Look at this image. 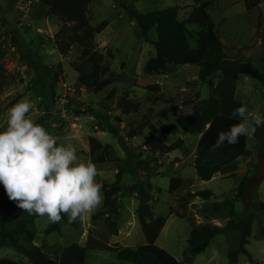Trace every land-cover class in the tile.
Instances as JSON below:
<instances>
[{"label": "rangeland", "instance_id": "374dc122", "mask_svg": "<svg viewBox=\"0 0 264 264\" xmlns=\"http://www.w3.org/2000/svg\"><path fill=\"white\" fill-rule=\"evenodd\" d=\"M19 1L0 0V130L6 127L8 109L27 98L34 104L29 118L43 125L59 144H72L80 163H94L98 169L96 179L101 186L114 182L119 167L123 173L122 191L118 194L117 236L108 234L105 217L93 219L102 210L101 204L78 218L76 227L61 223L60 231L49 235L43 234L49 223L47 217L37 218V241L48 244L49 250H46L51 257L52 250L60 251L74 240L80 244V236H87L91 231L96 239L136 250L145 244V238L136 216L137 193H128L127 189L138 182L150 181L152 212L155 217L167 218L156 245L179 264H186L183 253L192 227L205 223L224 226L230 208L227 203L234 198L240 183V178L235 176L200 181L194 169L199 136L177 131L179 127L174 118L176 110L188 115L202 109L211 89L218 84L220 73L203 81L199 78L201 69L196 66L177 67L161 76L145 74L147 62L155 56L153 45L143 40L135 23L122 10L112 7L111 0H94L87 10L89 24L97 27L103 21L108 23L107 28L95 36L94 47L103 55V64L114 77L110 87L94 94L79 84L74 71L80 48L72 44L64 55L58 50L62 21L48 16L47 7L40 0H32L28 9H22ZM129 1L140 2L139 6H134L142 14L179 7L180 21L195 8L191 0ZM206 12L213 19L226 54L250 63L264 74V0L251 12L245 10L243 0H217ZM187 29L197 32L192 25H187ZM148 38L156 41L154 29ZM189 45L196 46L192 39ZM108 53L113 54L112 60ZM236 85V99L246 105L249 112L264 115V86L246 76H238ZM126 105L138 108L124 115L122 111ZM150 126L169 129V134L159 131L155 136L166 145L180 140L181 147L168 154L152 153L145 146L146 138L151 136ZM111 128L117 134H113ZM106 146L113 153L112 160L120 159V162H110L111 159L103 154ZM247 150L251 154L244 159L252 163L246 172L250 182L245 203L236 202L234 210L238 218L247 213L256 214L246 248L257 264H264V213L254 205L256 201L264 204V175L256 177L264 160L261 156L264 127L247 136ZM244 159H239L238 163L243 165ZM172 178L184 182L179 190L170 193ZM2 188L0 185V190ZM205 190L213 193L206 201L188 197L190 193ZM237 247L236 234L216 236L193 264H228V252ZM0 258L22 259L11 249L0 251ZM85 264L124 263L113 253L95 250L87 252ZM238 264H249L248 257L240 255Z\"/></svg>", "mask_w": 264, "mask_h": 264}, {"label": "trees", "instance_id": "16d2710c", "mask_svg": "<svg viewBox=\"0 0 264 264\" xmlns=\"http://www.w3.org/2000/svg\"><path fill=\"white\" fill-rule=\"evenodd\" d=\"M94 0H40L47 7V15L59 18L64 24L60 31L61 40L58 42V50L61 55L66 54L72 44L80 48L79 62L74 66L78 75L79 84L94 94L101 93L114 83L109 67L103 64V55L94 47V38L100 35L108 26L106 21L97 27L89 24L87 10ZM115 6L121 9L131 22H134L140 31L141 37L146 43H151L155 49V56L145 66V74L149 76H161L181 66H196L201 69L199 78L201 81L212 78L220 73L218 84L211 89V95L202 109L194 110L185 115L175 111L176 126L185 134L197 135V143L194 169L200 181H210L220 169L240 158L250 156L247 150V136H241L235 145L225 142L222 147L214 145L220 132L227 131L230 126L240 122L239 118H233L235 109L242 106V102L235 98L236 81L238 76H246L258 81L264 86V74L248 62L230 58L224 49L220 38L215 31L212 17L206 12L217 0H191L195 8L184 19H178L179 7H171L164 10L152 11L142 14L137 11L129 0H111ZM261 0H243L247 12L257 8ZM187 25L197 28V32L191 33ZM67 26L69 27L67 29ZM156 32V41L148 38L152 30ZM63 38V39H62ZM194 40L196 46L191 48L189 40ZM108 58L113 59V54L108 53ZM37 71V68L35 66ZM110 75V76H109ZM2 88L0 86V93ZM137 105H126L123 114L136 111ZM151 136L146 138L145 146L159 155L171 153L179 149L182 141L166 145L155 135L161 131L169 134V129L161 127L149 128ZM113 134L116 130L111 128ZM103 154L109 157L110 162H120L113 159L110 147L103 149ZM264 158V153L261 155ZM122 169L119 167L115 174V180L111 184L102 185V210L93 216V219L105 217L108 234L118 235L117 218L119 216L118 194L122 191ZM182 179L172 178L169 184V192L173 193L183 185ZM250 177L247 175L240 181L234 198L228 201V221L222 226L208 223L192 227L187 240V248L183 253L186 264H193L195 258L203 253L211 241L219 235L236 234L238 247L228 252V264H238L240 255L248 257L249 264H257L247 251L249 238L252 233V224L256 214L247 213L238 218L234 210L236 202L245 203V194ZM152 183L150 181L138 182L127 189L128 193H137L136 216L141 231L145 238V244L136 250L121 248L118 244H108L93 237L88 231L87 241L84 246L70 245L58 256L50 257L46 243L43 241L37 246V232L35 220L40 216L30 215L20 209L15 201H10L4 188L0 190V249L9 248L27 260L28 264H85L88 251H106L113 253L119 262L124 264H179L177 260L165 250L156 245L167 218L155 217L149 205ZM212 196L211 191H197L190 193L188 197H199L206 201ZM259 211L264 213V204L256 201ZM248 207V206H246ZM215 208V207H213ZM61 223L66 226L76 227V222H69L65 215L58 223H48L43 230L44 235L59 232ZM48 249V250H46ZM0 264H23L5 259H0Z\"/></svg>", "mask_w": 264, "mask_h": 264}, {"label": "clouds", "instance_id": "9594fccd", "mask_svg": "<svg viewBox=\"0 0 264 264\" xmlns=\"http://www.w3.org/2000/svg\"><path fill=\"white\" fill-rule=\"evenodd\" d=\"M34 104L25 98L7 111V124L0 130V185L10 201L30 215L58 223L66 215L74 222L103 202L98 169L80 163L72 144H59L43 125L29 118ZM240 122L218 134L215 148L235 145L264 127V115L251 113L246 105L235 109ZM177 131L182 132L178 128Z\"/></svg>", "mask_w": 264, "mask_h": 264}, {"label": "crops", "instance_id": "0c3cea01", "mask_svg": "<svg viewBox=\"0 0 264 264\" xmlns=\"http://www.w3.org/2000/svg\"><path fill=\"white\" fill-rule=\"evenodd\" d=\"M139 4H140V2H135L134 3V5L135 6H139ZM112 7H115V8H117L118 10H120L121 11V9H119L117 6H115L114 4H113V2H112ZM123 12V11H122ZM236 83H237V81H236ZM236 90H237V85H236ZM236 98V97H235ZM239 100V99H238ZM241 159V158H240ZM244 159V158H243ZM249 161H250V159H248V160H245L244 159V163H242L243 165H240L238 162H239V159L237 160V161H235V162H232V163H230V164H228V165H225V166H223L221 169H220V171L211 179V180H213V179H215V178H220V179H222V178H226V177H230V176H235L236 177V179L238 178H240V181L242 180V178L243 177H245L246 176V172L248 171V169L250 168V164H252V163H249ZM210 180V181H211ZM212 196H213V193H212ZM61 229V228H60ZM88 233V232H87ZM115 238V237H114ZM75 241V240H74ZM72 242L73 244H71V245H82V246H84L85 244H86V241H87V236H85V235H83V236H80V238H79V241H80V244L79 243H76V242ZM43 241H41V242H39V241H37L36 240V245L37 246H39L41 243H42ZM46 243V242H45ZM112 243H114V242H112ZM47 246H48V244H46ZM50 247V246H49ZM65 248H67V247H65ZM65 248H63L62 250H58V251H54V250H52V248L50 247V249L52 250V254H51V258H53V257H55V256H58ZM4 249H9V248H2V249H0V251H2V250H4ZM12 250V249H11ZM6 254V253H5ZM17 254V253H16ZM19 255V254H18ZM22 259H20V258H16L15 260H9V259H6V258H0V259H5V260H9V261H12V262H16V263H23V264H28L27 263V260L24 258V257H22L21 255H19ZM2 257H4V256H2Z\"/></svg>", "mask_w": 264, "mask_h": 264}, {"label": "built area", "instance_id": "2783aa9c", "mask_svg": "<svg viewBox=\"0 0 264 264\" xmlns=\"http://www.w3.org/2000/svg\"><path fill=\"white\" fill-rule=\"evenodd\" d=\"M32 0H20L19 4H21L22 9H28L32 5Z\"/></svg>", "mask_w": 264, "mask_h": 264}, {"label": "water", "instance_id": "95a60500", "mask_svg": "<svg viewBox=\"0 0 264 264\" xmlns=\"http://www.w3.org/2000/svg\"><path fill=\"white\" fill-rule=\"evenodd\" d=\"M263 175H264V160L259 165V169L256 173V177H261Z\"/></svg>", "mask_w": 264, "mask_h": 264}]
</instances>
